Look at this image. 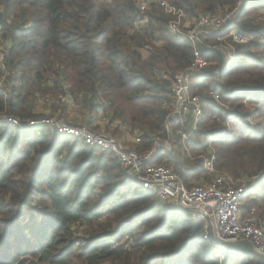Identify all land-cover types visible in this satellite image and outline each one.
<instances>
[{
    "label": "trees",
    "instance_id": "obj_1",
    "mask_svg": "<svg viewBox=\"0 0 264 264\" xmlns=\"http://www.w3.org/2000/svg\"><path fill=\"white\" fill-rule=\"evenodd\" d=\"M169 1L190 18L239 8L223 32L236 28L247 41L234 42L232 64L216 82L231 109L203 100L195 136L206 141L187 145L194 155L215 145L218 171L256 176L255 192L247 196L255 198L241 203V211L254 207L264 218V0ZM0 8V37L11 42L5 61L14 81L6 96L0 92V114L38 118L29 99L34 91L65 95L68 88L104 128L136 134V151L151 149L156 136L167 138L170 83L191 63L193 46L168 32L170 16L158 5L138 27L134 0H0ZM223 32L203 36L199 45L218 67ZM210 38L217 48L207 49ZM195 88L202 97L207 84ZM247 104L253 109L245 110ZM230 114L258 121L227 130L215 118ZM179 127L172 128V139L185 151ZM190 167L186 174L176 169L185 183L191 171H201L200 159ZM203 225L143 190L107 150L55 130L0 124V264H264L240 242L216 252L212 248L222 244L204 237Z\"/></svg>",
    "mask_w": 264,
    "mask_h": 264
},
{
    "label": "built area",
    "instance_id": "obj_2",
    "mask_svg": "<svg viewBox=\"0 0 264 264\" xmlns=\"http://www.w3.org/2000/svg\"><path fill=\"white\" fill-rule=\"evenodd\" d=\"M134 1L138 12L135 26L144 25L148 20L147 11L150 6L158 5L165 14L170 16L167 25L168 32L177 38L188 40L193 46L191 63L177 72L170 83L173 107L168 114L167 138L156 136L154 146L151 149L138 152L135 149L128 148L123 143L122 138H116L105 130H94L85 124L67 122L61 117L40 116L23 121L0 114V124L17 127L36 126L55 130L63 135L79 139L90 147H97L111 152L127 174L143 190L153 193L158 201L168 206L183 209L192 216L200 217L204 221V237L211 235L216 241L228 245L248 242L252 248L251 252L264 258V218H260L256 214L254 207L246 214L241 211V197L248 184L239 185L238 182L237 185H232L231 176L227 172L216 169V155L212 148V150H207L206 155H198L201 167L204 170L221 173L215 175L209 183L189 185L167 165L153 162L159 152L168 153L176 147L172 139V128L175 125L179 124L181 126L177 129L176 134L182 143L195 137V132L198 130V121L203 114V100L219 106L225 111L229 110L228 104L222 100L221 91L216 86V82L213 84L205 82L207 88L202 92L203 96L201 97L199 92L193 91L198 83H194L193 79L208 78V76L212 78V73L208 70L210 60L199 49V45L203 43L201 39L210 33L226 30L235 18L239 8L235 7L223 14H207L190 18L182 9L176 7L169 0ZM238 6H240V3ZM227 33L233 42L243 43L247 41L246 37L241 36L236 28L228 29ZM263 37L264 35H262ZM205 45L207 49L217 48ZM10 46L11 42L8 38L0 37V92L4 96H6L9 86L11 87L14 84L11 71L5 61ZM217 49L220 50L223 58L220 68H226L235 56V48L231 45L219 44ZM65 95L70 101L71 97L68 92ZM248 119L249 117L235 116L232 118V122L251 128L253 124ZM97 121L104 123L103 119ZM186 123L190 125L188 131L183 130L184 126H187ZM223 123L229 124L230 121L226 117ZM132 135V143H138L140 141L139 137L136 134Z\"/></svg>",
    "mask_w": 264,
    "mask_h": 264
},
{
    "label": "rangeland",
    "instance_id": "obj_3",
    "mask_svg": "<svg viewBox=\"0 0 264 264\" xmlns=\"http://www.w3.org/2000/svg\"><path fill=\"white\" fill-rule=\"evenodd\" d=\"M259 12H260V14L263 13L262 10H260ZM261 20L264 21L263 15H262ZM225 35L227 38L226 37L221 38L220 44H223V45L227 44V45L235 46L234 42L231 43L230 40H228L230 37L228 35V33H226ZM223 40H225V41H223ZM211 42H213L212 38H210L207 41V43H208L207 45L213 46V45H211ZM217 64L218 63L216 60H214V59L210 60V66H209L208 70L212 73V78H203V77L202 78H194L193 82L196 83V82L202 81V82H206L207 84H213L214 82H217L218 81L217 73H219L221 70L220 66L218 67ZM231 64H232V61L227 67H230ZM216 71H218V72H216ZM65 90H66L65 93L68 92V94L71 97L70 101L68 100L69 98H67L66 95L61 94V92H59V91L57 92L55 90H47V89H46V91H42V92L41 91H34L33 95L29 99L34 104L35 110L40 116L61 117L67 122H71L74 124H85L87 126H90L94 130H105L116 138H119V139L122 137L124 138V130H119L120 132L115 133L114 130H112L113 126H110L109 129H106V127L104 128L105 123H100V122L96 121L97 116L95 114L87 112L86 109H84L82 107V104L78 101V99L75 96H72L70 94L68 88H66ZM194 91L201 93L202 90H200V88L199 89L194 88ZM250 106H251V109H250ZM253 107L254 106L252 104H247L244 108H245V110H252ZM228 109L229 110L231 109L230 105H228ZM216 117L219 119L215 118V120L222 123L223 125H225L227 127V130L228 129L230 130V128L233 126L232 124H235L234 122H232V118L235 117V115H233V114L225 116L230 121L229 124L223 123L224 118H222L221 115H216ZM248 120H249V122H251V124H255L258 121L257 119H254L252 117H249ZM245 125H248V124H245ZM243 127L247 128V126H243ZM251 128H252V126H251ZM37 134H38V132L34 133V136H37ZM216 136H218V135H215L214 137H216ZM210 138H213V137H210ZM204 140L206 141V138L201 139L198 136H195L192 139L186 140L184 142L185 147H186L185 148L186 152L183 150V147H181L179 145V143H177V146L174 148L173 151H168V153H166V152L160 153L161 154L160 155L161 161L159 163L167 165L169 168H171L177 174L180 173L177 170L179 168H182V167H183V171H184L183 174L188 173L189 170H192V169H190L191 164L193 162L199 160L198 155H202V154L206 155L207 150L211 149V148L213 149L214 152L217 150L215 145L209 144L208 147L205 148V152H203L202 154H195V155L192 154L190 148L187 145L188 142L201 144L202 142H205ZM123 143H125V145L130 149L134 148V144L129 140L124 139ZM184 153L188 154V156L186 155L188 157L187 158L188 161L184 157L185 156ZM200 170L201 171H198V169H197L195 172L191 171L190 172L191 174L189 173L190 177H188L187 180H188V183L190 185L209 183L215 175L221 174L218 171L212 172V171L204 170L203 168H200ZM228 174L231 176L232 185H237L239 182V185H243V184L247 185L248 184V186H249V187L247 186L245 188L243 196L241 197L242 203H245V202L248 203L249 198H255L254 194H252L250 197H247V196L249 194H251L252 192H255V188H252L251 184L255 180L256 176L251 177L250 175L244 174L243 176L237 178L236 176L231 175L230 173H228ZM237 179H239V181H237ZM251 205H253V204H251ZM239 244L246 251H252V248L248 242L244 241V242H240ZM225 246H226L225 244H222L220 246H214L212 249L216 250V252H218V253H222L221 250L224 251L227 249V248L222 249V247H225Z\"/></svg>",
    "mask_w": 264,
    "mask_h": 264
},
{
    "label": "crops",
    "instance_id": "obj_4",
    "mask_svg": "<svg viewBox=\"0 0 264 264\" xmlns=\"http://www.w3.org/2000/svg\"><path fill=\"white\" fill-rule=\"evenodd\" d=\"M208 78H211V77H209L208 76ZM200 82H202V81H200ZM206 102V101H205ZM91 125V124H90ZM173 125V124H172ZM132 134H129L128 132H124V138L122 137V139L124 140V139H126V140H129V141H131L132 142ZM135 145V144H134ZM159 154H160V152H159Z\"/></svg>",
    "mask_w": 264,
    "mask_h": 264
},
{
    "label": "water",
    "instance_id": "obj_5",
    "mask_svg": "<svg viewBox=\"0 0 264 264\" xmlns=\"http://www.w3.org/2000/svg\"><path fill=\"white\" fill-rule=\"evenodd\" d=\"M240 4H242V1H241V3ZM220 244H225V245H228V244H226V243H224V242H219Z\"/></svg>",
    "mask_w": 264,
    "mask_h": 264
}]
</instances>
